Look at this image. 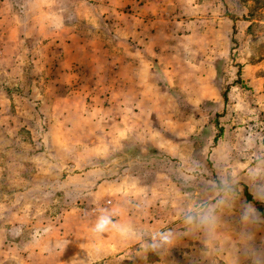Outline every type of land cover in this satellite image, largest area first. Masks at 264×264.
Segmentation results:
<instances>
[{"label": "rangeland", "instance_id": "1", "mask_svg": "<svg viewBox=\"0 0 264 264\" xmlns=\"http://www.w3.org/2000/svg\"><path fill=\"white\" fill-rule=\"evenodd\" d=\"M203 1L173 86L144 0H0V264H264V0Z\"/></svg>", "mask_w": 264, "mask_h": 264}, {"label": "crops", "instance_id": "2", "mask_svg": "<svg viewBox=\"0 0 264 264\" xmlns=\"http://www.w3.org/2000/svg\"><path fill=\"white\" fill-rule=\"evenodd\" d=\"M134 3H137V0H134ZM206 1L203 0H144L143 4H141L140 12L141 16L144 17L146 28H151V31L146 39V42L150 45V48L153 50V58L159 69H161L164 75H167L170 78V84H174V80L172 79V72H179L181 70L182 65L178 59V53H172L166 56V54L161 50L164 49L166 41H165V32L164 29L168 26V24H172L173 28H175L176 24L182 23H190L194 18V14H190L194 10V12H199L202 8L206 7ZM136 12V11H135ZM174 13V14H172ZM200 17V16H199ZM142 18V17H141ZM164 22V23H163ZM176 34L170 39V43L172 42L175 47L176 44L181 43L179 36L175 31H172ZM156 49L157 52H156ZM154 83H158L157 80H152ZM148 84V86L154 89L156 84ZM147 86V85H146ZM176 89V88H175ZM153 99V97H152ZM175 102H177L175 100ZM148 138V137H146ZM150 139V137H149ZM121 247L117 244L98 247L97 250L88 252L89 261H96L104 256L112 254L113 252H118Z\"/></svg>", "mask_w": 264, "mask_h": 264}, {"label": "clouds", "instance_id": "3", "mask_svg": "<svg viewBox=\"0 0 264 264\" xmlns=\"http://www.w3.org/2000/svg\"><path fill=\"white\" fill-rule=\"evenodd\" d=\"M114 215H116V213H110L108 211L101 212V214L97 217L92 231L95 234H104L111 230L117 232L122 238H129L130 236L135 234L130 226L117 223L113 219ZM170 243V234L167 232H160L153 235L148 247L152 250H158L160 247L168 245Z\"/></svg>", "mask_w": 264, "mask_h": 264}, {"label": "trees", "instance_id": "4", "mask_svg": "<svg viewBox=\"0 0 264 264\" xmlns=\"http://www.w3.org/2000/svg\"><path fill=\"white\" fill-rule=\"evenodd\" d=\"M143 148H145L144 156H142V153H140L139 149H133L131 147L124 154L126 155L128 153V154L134 155L138 158L145 159L148 161L150 160L152 156L160 157L161 153L158 150H156L151 144L145 142Z\"/></svg>", "mask_w": 264, "mask_h": 264}]
</instances>
